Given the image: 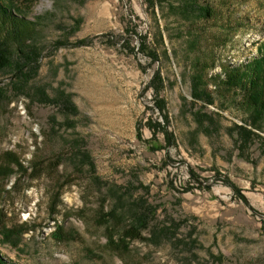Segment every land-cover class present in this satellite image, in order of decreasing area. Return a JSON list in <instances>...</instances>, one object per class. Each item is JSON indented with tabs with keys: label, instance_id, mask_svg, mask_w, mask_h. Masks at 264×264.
Segmentation results:
<instances>
[{
	"label": "rangeland",
	"instance_id": "rangeland-1",
	"mask_svg": "<svg viewBox=\"0 0 264 264\" xmlns=\"http://www.w3.org/2000/svg\"><path fill=\"white\" fill-rule=\"evenodd\" d=\"M26 16L38 73L27 88L0 73V253L264 264V117L210 79L257 54L264 0H37ZM199 74L213 104L194 98Z\"/></svg>",
	"mask_w": 264,
	"mask_h": 264
},
{
	"label": "trees",
	"instance_id": "trees-1",
	"mask_svg": "<svg viewBox=\"0 0 264 264\" xmlns=\"http://www.w3.org/2000/svg\"><path fill=\"white\" fill-rule=\"evenodd\" d=\"M37 0H0V73L10 69L13 78H10L14 87L27 88L38 73L40 67V50L32 41L38 24L27 19L32 5ZM208 13V12H207ZM80 42L78 45H85ZM14 51L18 58H13ZM222 73L210 76V79L221 83L225 90L235 96H241L246 108L254 115L264 117V41L259 45L257 54L248 61L236 65H222ZM207 79L202 75L193 77L194 98L208 104L214 103L213 96L207 92ZM201 92V96L199 92ZM32 98L39 104L60 107L65 111L78 113L71 94L59 90L51 97L45 89H37ZM160 111H163L160 108ZM116 210V209H112ZM138 213L134 217L131 233L140 234L146 230L150 217L149 212L154 209ZM115 212V211H114ZM113 212V213H114ZM0 264H15L7 260L0 253Z\"/></svg>",
	"mask_w": 264,
	"mask_h": 264
}]
</instances>
